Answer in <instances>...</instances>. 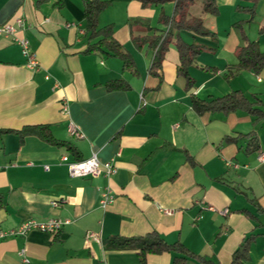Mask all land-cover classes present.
I'll list each match as a JSON object with an SVG mask.
<instances>
[{
	"label": "crops",
	"instance_id": "crops-1",
	"mask_svg": "<svg viewBox=\"0 0 264 264\" xmlns=\"http://www.w3.org/2000/svg\"><path fill=\"white\" fill-rule=\"evenodd\" d=\"M104 1L110 3L99 16V27L114 24V37L131 53L136 74L125 70L119 58L86 52L84 0H0V24L14 23L16 36L30 40L39 62L36 70L27 67L21 46L0 35V131L47 124L82 159L97 153L103 162L116 157L117 166L111 177H72L61 158L76 159L65 147L37 135L21 139L0 133V232L31 218L71 220L54 234L33 230L3 238L0 264H23V250L31 264H144L137 250L108 249L105 243L113 236L154 231L215 264H231L242 239L258 233L248 264H264V162L259 160L264 117L244 110L199 112L193 103L194 98L241 91L264 112V68L256 73L231 67L243 45L237 22H245L246 34L264 53V33L259 32L264 19L257 21L264 18V0H218L217 16L201 15L214 39L183 32L188 42L212 48L189 67L190 86L178 73L174 44L165 54L160 80L150 72L154 51L132 41L134 20L137 33L165 29L159 22L161 6ZM253 6L256 13L248 23L246 8ZM164 7L170 11L173 5ZM20 17L23 28L16 23ZM116 79L127 80L130 88L107 90L106 84ZM70 122L83 137L71 136ZM249 134L257 138L254 151L246 148ZM108 186L115 201L103 209L99 201ZM90 231L98 239H87ZM173 259L170 252L149 253L146 264Z\"/></svg>",
	"mask_w": 264,
	"mask_h": 264
},
{
	"label": "trees",
	"instance_id": "trees-1",
	"mask_svg": "<svg viewBox=\"0 0 264 264\" xmlns=\"http://www.w3.org/2000/svg\"><path fill=\"white\" fill-rule=\"evenodd\" d=\"M43 1V0H40ZM143 6L156 5L161 6L159 22L165 26V29L150 27L145 33L135 32V25L138 20L132 21L131 35L134 45L141 49L148 45L154 51V58L150 72L158 76L162 80V63L165 54L170 46L174 44L180 55V65L178 73L186 76L188 85L193 84V79L189 75V67L194 64L195 58L206 49H212L206 44L197 42H188L183 32L188 31L194 35L205 38H216V34L211 32L202 14H210L217 16L219 13L218 0H137ZM256 4L259 0H247ZM109 1L104 0H84L86 30L89 33V45L86 52L92 53L102 51L109 56L119 58L123 62L125 70L137 73L135 61L131 53L114 37V24L99 27V16L105 10ZM171 3L173 5L170 11H167L164 5ZM251 13L248 22H251L255 16V7L246 8ZM245 22H237L235 26L241 32L243 45L237 50L238 62L232 65V68L251 70L259 73L264 68V53L259 48L256 40L249 38L243 25ZM261 34L264 33V26L259 29ZM206 69V68H205ZM211 69V68H207ZM107 90H126L130 88V84L125 79H116L106 84ZM194 106L199 112H231L236 110H244L257 116L258 119L264 117V112L255 106L243 92L233 91L225 96L211 99L201 100L193 99ZM0 133H15L21 139L27 135H37L43 140L65 147L69 154L75 156L76 160H81L77 148L66 140H58L54 137L52 130L47 124L27 125L21 129H4ZM247 141V151H254L258 147L256 136L249 134ZM234 138L228 137L227 140ZM243 213L250 215V211L243 209ZM258 233H251L245 236L238 248L234 251L231 264H248L251 259V246L255 241ZM105 246L113 250H137L144 264H146V256L149 253H173L174 259L170 264H190V260H197L204 264H215L212 260L206 259L199 254L192 252L181 242L168 243L157 232H150L143 236H113L106 240Z\"/></svg>",
	"mask_w": 264,
	"mask_h": 264
},
{
	"label": "built area",
	"instance_id": "built-area-1",
	"mask_svg": "<svg viewBox=\"0 0 264 264\" xmlns=\"http://www.w3.org/2000/svg\"><path fill=\"white\" fill-rule=\"evenodd\" d=\"M16 23L19 24L22 28L25 24V19L20 17L16 19ZM19 31L14 23L5 22L0 24V35L9 36L12 38L14 42L19 44L22 48V52L27 58V67L32 70H36L39 68V62L34 51L31 49L30 40L27 37H17L16 33ZM64 110L68 112L67 105L64 106ZM70 134L74 138L83 137L82 132L76 126L74 122L69 123L68 128ZM119 155V154H118ZM259 160L264 162V152L259 155ZM61 163L68 166L69 173L72 177H87V176H100L104 175L106 177H111L116 174L117 166H116V157L111 158L108 161H101L98 157L97 153H94L91 157L81 160H71L70 157L65 154L61 158ZM45 168H49L46 166ZM115 201V195L112 189L108 186L101 192L100 197V207L103 209L108 208ZM56 204V202H54ZM227 210L224 211L226 213ZM165 212L170 213L169 210H165ZM71 223L70 219H62V218H49L47 220H38L35 218H31L14 229L10 231H1L0 232V240L6 238L7 236H26L30 231L38 230L42 232H46L49 234L57 233L64 225ZM98 239V234L93 231L88 232L87 239L89 238ZM21 256L23 257V264H31L30 258L25 254V250L21 252Z\"/></svg>",
	"mask_w": 264,
	"mask_h": 264
},
{
	"label": "rangeland",
	"instance_id": "rangeland-1",
	"mask_svg": "<svg viewBox=\"0 0 264 264\" xmlns=\"http://www.w3.org/2000/svg\"><path fill=\"white\" fill-rule=\"evenodd\" d=\"M264 2V1H263ZM262 4H264V3H262ZM251 8V7H250ZM260 11H261V15L263 16L264 15V5H261L260 6ZM249 14H250V17H251V13L249 12V11H247ZM264 17V16H263ZM258 19H257V21H259V20H262V19H264V18H260V17H257ZM248 22V21H247ZM249 23V22H248ZM256 21L254 22V23H252V24H250L252 27H255L256 26ZM243 27H244V25H243Z\"/></svg>",
	"mask_w": 264,
	"mask_h": 264
}]
</instances>
